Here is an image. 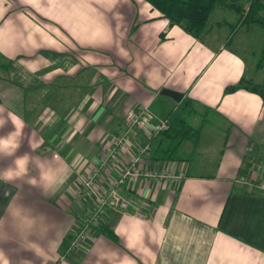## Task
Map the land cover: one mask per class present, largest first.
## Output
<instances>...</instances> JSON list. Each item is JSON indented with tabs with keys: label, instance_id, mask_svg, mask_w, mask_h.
<instances>
[{
	"label": "crops",
	"instance_id": "crops-1",
	"mask_svg": "<svg viewBox=\"0 0 264 264\" xmlns=\"http://www.w3.org/2000/svg\"><path fill=\"white\" fill-rule=\"evenodd\" d=\"M234 20L207 23L195 38L144 0H0V116L13 114L16 155L30 157L27 177L0 179V264H264V192L247 184L264 180L249 161L264 159V98L223 92L240 77L263 79V33L248 24L228 38ZM164 88L193 98L197 115L208 107L220 133L200 132L193 147L169 160L153 158L152 141L139 166L177 176L119 185L122 198L149 200L144 215L105 207L72 248L71 235L94 201L80 176L125 127L129 111L146 106L147 127L177 106ZM11 129L8 123L0 135ZM143 139L144 128H134L96 188L108 185ZM192 148L204 150L199 161Z\"/></svg>",
	"mask_w": 264,
	"mask_h": 264
},
{
	"label": "trees",
	"instance_id": "trees-1",
	"mask_svg": "<svg viewBox=\"0 0 264 264\" xmlns=\"http://www.w3.org/2000/svg\"><path fill=\"white\" fill-rule=\"evenodd\" d=\"M155 9L159 16L167 20L168 25H176L187 34L200 38L201 33L208 23V18L215 6L232 11L235 20L229 25L230 35L241 25L254 24L263 33V42L259 49L257 63L264 60V0H144ZM160 38H163L162 33ZM1 66L5 64L0 63ZM237 89L256 92L264 98V76L260 82L249 78L240 77L234 83L223 87V92L228 93ZM194 99L183 96L178 102L177 111L169 110L165 116L167 127L151 138L153 141L152 156L158 159H174L179 157L178 149L183 140L189 139L194 144L198 141L200 131L208 120L207 108L202 106L203 111L198 112L199 120L196 125L190 124L188 116L194 111ZM149 143V146H150ZM105 235L115 239V234L105 225L98 226Z\"/></svg>",
	"mask_w": 264,
	"mask_h": 264
},
{
	"label": "built area",
	"instance_id": "built-area-1",
	"mask_svg": "<svg viewBox=\"0 0 264 264\" xmlns=\"http://www.w3.org/2000/svg\"><path fill=\"white\" fill-rule=\"evenodd\" d=\"M152 117L149 109L142 106L137 110L129 111L125 118V127L106 145H102L99 153L98 161L85 171L79 178V187L84 191H89L94 194V201L91 208L81 218V223L77 230L71 235L70 246L78 247L85 239L90 226L94 224L100 213L103 212L105 207H113L126 212L129 207L138 215H144V210L149 208L150 202L146 198L139 199L138 201L122 198L117 187L123 184L128 179H157V178H171L176 177L171 172L164 170H149L146 167H140L139 163L145 158L149 151V143L151 138L157 135L160 131L167 127V120L160 118L152 121L147 127L145 123ZM144 128V139L138 143L135 149L130 152L127 158L119 163L117 167V175L111 179L106 187L100 189L96 188L95 180L103 169L107 161L113 160L117 156V152L124 146L130 133L136 127ZM254 165V171L264 172V159L253 157L250 161ZM250 189H257L264 192V180L259 182L247 181Z\"/></svg>",
	"mask_w": 264,
	"mask_h": 264
},
{
	"label": "clouds",
	"instance_id": "clouds-1",
	"mask_svg": "<svg viewBox=\"0 0 264 264\" xmlns=\"http://www.w3.org/2000/svg\"><path fill=\"white\" fill-rule=\"evenodd\" d=\"M11 123L12 129L4 135H0V160L12 157L11 163L6 167L0 168V179L5 182L23 179L29 175L30 157L27 152L22 155H16L17 150L21 146L18 139L20 132L17 129L16 120L13 114L8 113L7 116H0V128H4ZM27 183L36 186L35 177H29Z\"/></svg>",
	"mask_w": 264,
	"mask_h": 264
},
{
	"label": "rangeland",
	"instance_id": "rangeland-1",
	"mask_svg": "<svg viewBox=\"0 0 264 264\" xmlns=\"http://www.w3.org/2000/svg\"><path fill=\"white\" fill-rule=\"evenodd\" d=\"M231 15H234V13L232 12V11H230V10H227V9H224V8H221V7H219V6H215V8L212 10V12L210 13V15H209V20H208V23L210 24V25H213L214 24V22L216 21V20H220L221 18H225V19H228V17L229 16H231ZM259 29V28H258ZM259 31H261L260 29H259ZM255 36H259V32L255 35ZM251 59V58H250ZM170 109L171 110H173V111H177L178 110V108H176V110H174L175 109V107L173 108V107H170ZM198 109V111H200L201 110V108H199V107H197L196 108V110ZM209 116V115H208ZM198 120H199V118H198V115L196 114V113H194V112H192L189 116H188V121L190 122V124H192V125H196L197 123H198ZM219 124H221L220 123V119L219 118H217V117H211L210 118V120H208V122H206L204 125H203V127L201 128V134L203 135V137H204V135H205V133L206 132H209L210 131V133H220V131L219 130H216L215 128H216V125L218 126ZM203 139V138H202ZM200 140V141H204V139L203 140ZM216 142L214 141V144H215ZM181 146L179 147V149H178V152H180V153H184L183 152V150L187 147V146H189V147H193L194 146V143L191 141V140H189V139H185V140H183L182 142H181V144H180ZM198 145H202V144H200V142H198ZM199 146V147H200ZM192 153H191V155L192 154H195L196 156H194V160H196V161H199V159H198V156H199V153H203V151L204 150H202V149H195L194 150V148H192ZM148 151L150 152V149H148ZM148 155H149V153H148ZM190 155V156H191ZM188 157H189V154L187 155ZM203 161V160H202ZM249 161H251V159L249 160ZM252 165V169L254 170V165L253 164H251ZM255 172H257V173H260L261 175H263V177H264V172H262V171H256L255 170Z\"/></svg>",
	"mask_w": 264,
	"mask_h": 264
},
{
	"label": "water",
	"instance_id": "water-1",
	"mask_svg": "<svg viewBox=\"0 0 264 264\" xmlns=\"http://www.w3.org/2000/svg\"><path fill=\"white\" fill-rule=\"evenodd\" d=\"M161 93L163 94H166L168 96H170L172 99H174L175 101H179L181 96H182V93L179 92V91H175V90H171V89H161L160 91Z\"/></svg>",
	"mask_w": 264,
	"mask_h": 264
}]
</instances>
